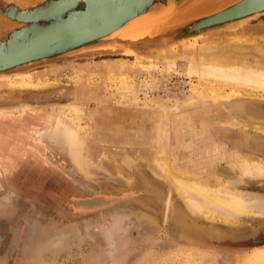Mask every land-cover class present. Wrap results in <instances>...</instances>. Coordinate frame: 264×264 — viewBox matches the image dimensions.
I'll return each instance as SVG.
<instances>
[{
  "label": "rangeland",
  "instance_id": "obj_1",
  "mask_svg": "<svg viewBox=\"0 0 264 264\" xmlns=\"http://www.w3.org/2000/svg\"><path fill=\"white\" fill-rule=\"evenodd\" d=\"M233 34L263 36L264 14L234 30L211 29L156 51L146 46L136 47L135 54L113 47L87 49L11 73L29 74L41 83L37 88L11 89L0 77V109L25 102L42 107L38 113L48 119L51 107L64 110L62 104L75 95L87 103L85 110L92 116L89 133L82 123L76 128L81 137L78 153L61 141L36 139L31 129L45 124H36L31 112L0 118V259L6 264H264V241H250L260 236L264 224V176L238 172L230 177L253 210L252 215L239 216L238 224L212 223L190 212L169 191L151 159L159 149L157 102L187 97L197 81L183 73L144 72L131 64L169 53L195 54V39L209 45L203 48L206 53L225 52L223 43ZM241 52L259 55L264 63V51ZM176 62L183 71L184 61ZM226 92L219 106L202 97L187 108L196 109L208 126L196 136L185 127L179 132L187 138L175 142L178 148L192 142L190 149L203 155L221 150L216 159L205 156L194 164L188 158L180 164L188 170L201 165V175L208 180L211 174L220 176L232 147L264 161V133L252 129V123L264 124V113L257 111L264 96L240 92L245 98H238ZM236 101L246 102L248 110L239 113L232 107ZM230 113L237 120L244 118L246 128L226 123ZM107 152L126 161L121 171L109 163Z\"/></svg>",
  "mask_w": 264,
  "mask_h": 264
},
{
  "label": "bare ground",
  "instance_id": "obj_2",
  "mask_svg": "<svg viewBox=\"0 0 264 264\" xmlns=\"http://www.w3.org/2000/svg\"><path fill=\"white\" fill-rule=\"evenodd\" d=\"M136 21L139 20L132 22ZM242 23L243 22L240 21L226 28L234 30L236 26ZM138 29L134 31V29L130 30L129 28L127 31L133 33V31L137 32ZM197 36L191 38H196ZM227 40L226 43H223L225 50L227 49L225 52L211 49L206 53V49L203 48L209 45H205L201 40L198 41L195 39V54L184 53L172 55L169 53V55L167 54L162 58L158 56L159 60L149 58L139 59L137 57L138 59H135L134 62L132 61L131 64L142 69L144 72L156 71L166 74L176 72L183 73L190 78L195 77L197 84L192 87L191 94L187 97L178 96L168 101L157 102V107L160 109L159 149L154 152L153 158L151 159L152 161H150L152 165L156 166L157 170H160L163 174L162 178L167 183L169 191L175 192L181 198L180 200L187 205L190 212L202 216L212 223L216 221L227 225H235L239 223V216L244 214L252 215L253 210L252 205L250 206L245 197L239 194L236 188L233 187L234 185L233 182H231L230 177L238 172L247 177L264 176V161L251 151H245L239 147H232L231 156L229 159H226L228 163L224 168H221L218 171L220 176H215L210 173L211 180H208L201 175V170L204 168H202L201 165L197 167L198 169L196 168L193 170H188L186 168L183 169L181 167L180 164L182 161L180 159L179 161L177 158V153H179L180 148L175 146V142L178 139L177 137L181 140L187 138V135L184 136V134L182 135L179 132L183 131L185 127L187 129L186 132L191 131V133H194L195 131V134H192V136H196V134L200 135L206 131V126H208V124L205 118H201L196 109H187L193 107L195 102L200 101L202 97L212 98L217 104L216 106H219L221 104V99H223L225 95L223 92L226 91L227 95L231 92L238 98H245L244 96H241L243 94H240V92L261 94V96H264V63L259 62L261 57H258L259 55L255 56L250 52H241L252 48H254L259 54L260 52H263L264 35L252 36L247 34H233L228 37ZM177 58H181L184 61L183 71H179L177 68ZM262 60L264 59L262 58ZM18 70H21V68L0 73L1 79L6 82V85L9 88L32 89L41 85V83L34 82L31 77H27L29 74L27 76L20 73L11 74ZM120 98L121 100L125 99V94ZM189 101H193V105H189ZM183 102L189 106L185 107V104H182ZM24 103L1 108L0 118L13 115L24 116L27 111L31 112L30 114H32L31 116L36 124H45L41 126L39 125V127L36 126L37 128H34L36 130L31 129V132L36 135V139H41V137L44 136L51 140L54 139L57 142L61 141L62 145L64 143L71 151H73V153H78L81 141L78 139L80 135L77 133L76 128H79L80 123H82L85 131L89 133L92 120L91 114L85 110V105H87V103L85 104V102L80 99V96L77 97L74 95L71 99L65 101L62 104L63 108H65L64 110L58 108L55 110L51 107V110L48 111L52 112V115L49 114L48 119H45L46 117L44 114L38 113L39 111H44L42 107ZM233 104L232 107L241 111L239 113H245L246 109L248 110L246 102L236 101L233 102ZM259 109H262L261 112L264 113V105L260 104ZM234 114H229L225 120L226 123L237 126L238 128H246L247 121L244 122V118L242 120H237V117H235ZM194 116L197 118H194ZM252 124V129L254 128L264 133V124ZM252 133L254 132L252 131ZM249 136L252 135L249 134ZM191 144L192 142H185L181 145L184 148H190ZM62 145L60 143L59 148L63 147ZM56 146H58V144ZM104 155L109 158V163L111 160L113 167L116 166L120 171L121 168L124 167L123 163H125V165L127 164L126 161L122 159H120L121 162L117 161L116 157L111 153L107 152L104 153ZM174 157H176V159L173 160ZM149 159L150 158H148L146 162H149ZM122 161L124 162L122 163ZM259 198L261 199V197ZM4 263V260L0 259V264Z\"/></svg>",
  "mask_w": 264,
  "mask_h": 264
},
{
  "label": "water",
  "instance_id": "obj_3",
  "mask_svg": "<svg viewBox=\"0 0 264 264\" xmlns=\"http://www.w3.org/2000/svg\"><path fill=\"white\" fill-rule=\"evenodd\" d=\"M261 14L264 0H0V73L101 47L156 51Z\"/></svg>",
  "mask_w": 264,
  "mask_h": 264
},
{
  "label": "crops",
  "instance_id": "obj_4",
  "mask_svg": "<svg viewBox=\"0 0 264 264\" xmlns=\"http://www.w3.org/2000/svg\"><path fill=\"white\" fill-rule=\"evenodd\" d=\"M186 139V138H185ZM180 149H179V154H178V160L180 159L181 161H183L182 163H185V162H187V161H185V160H187L188 158L191 160V162H194V164L196 163V162H198V161H200V160H202V159H204L205 158V156H207V157H211L212 159H216V158H218L217 157V155H216V153L217 154H220L221 153V150H217V151H205L204 149V151L206 152V154L205 155H203V153H201L200 151H196V150H192V149H190V148H184L183 146H180L179 147ZM202 150V151H203ZM203 151V152H204ZM220 151V152H219ZM204 152V153H205ZM215 152V153H214ZM174 156H175V154H174ZM174 159H176V157H174L173 158V160ZM179 160V161H180ZM212 162H216V161H212Z\"/></svg>",
  "mask_w": 264,
  "mask_h": 264
}]
</instances>
